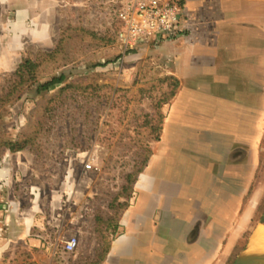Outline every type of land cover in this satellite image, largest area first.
<instances>
[{
	"label": "crops",
	"instance_id": "obj_1",
	"mask_svg": "<svg viewBox=\"0 0 264 264\" xmlns=\"http://www.w3.org/2000/svg\"><path fill=\"white\" fill-rule=\"evenodd\" d=\"M182 1L185 15L195 19L184 34L132 55L152 51L178 87L164 105L160 138L133 184L132 204L111 242L93 248L100 253L94 264H227L259 226L253 223L264 199V186L257 185L263 179L264 0ZM31 8L29 0H0V74L19 67L27 40H50ZM40 172L26 152L0 169V182L20 174L24 183V201L0 192L9 207L0 211V229L24 238L32 253L68 255L50 245L53 235L67 225L72 234L82 232L91 218H72L68 204L61 213L65 193L45 194Z\"/></svg>",
	"mask_w": 264,
	"mask_h": 264
},
{
	"label": "rangeland",
	"instance_id": "obj_2",
	"mask_svg": "<svg viewBox=\"0 0 264 264\" xmlns=\"http://www.w3.org/2000/svg\"><path fill=\"white\" fill-rule=\"evenodd\" d=\"M29 1L35 23L48 26L50 40L24 44L23 59L38 65L34 81L19 85L16 70L0 74V169L26 152L40 168L43 192L55 188L65 193L61 213L68 204L72 218L86 215L91 223L77 234L67 225L53 235L50 245L60 250L70 237H78L75 253L64 256L32 253L24 238H10L0 229V264H94L100 253L93 248L111 242L118 218L132 204L133 183L160 137L163 108L176 88L152 51L137 59L132 56L136 51L124 53L119 47L116 14L123 0ZM193 20L185 15L183 27ZM61 75V86L38 92L39 85ZM10 142L20 143L23 150L11 152ZM262 154L263 179L260 175L257 185L264 186V144ZM88 162L97 170L84 174ZM5 183L0 182L1 193L13 191L18 200L24 196L20 174ZM69 193L76 200L68 201ZM8 210L0 203V211ZM263 215L264 199L253 226ZM247 235L227 264L234 263Z\"/></svg>",
	"mask_w": 264,
	"mask_h": 264
},
{
	"label": "built area",
	"instance_id": "obj_3",
	"mask_svg": "<svg viewBox=\"0 0 264 264\" xmlns=\"http://www.w3.org/2000/svg\"><path fill=\"white\" fill-rule=\"evenodd\" d=\"M183 17L185 6L176 0H123L116 14L121 24L117 43L124 53L137 51L146 44L158 47L184 34ZM84 169L97 170L92 162L86 163ZM78 246V237L72 236L62 250L72 254Z\"/></svg>",
	"mask_w": 264,
	"mask_h": 264
},
{
	"label": "trees",
	"instance_id": "obj_4",
	"mask_svg": "<svg viewBox=\"0 0 264 264\" xmlns=\"http://www.w3.org/2000/svg\"><path fill=\"white\" fill-rule=\"evenodd\" d=\"M181 5H184L183 1H180ZM38 69V65L32 60L25 58L22 60L21 64L15 71V75L19 79V85H27L36 79V72ZM174 80V79H173ZM65 82V77L63 75L59 77H54L50 81L39 85L38 92L49 91L54 86H61ZM174 87L177 89L178 81L174 80ZM63 89V88H62ZM175 96V92L171 93V97ZM160 138V137H159ZM158 138V140H159ZM8 149L11 152H17L23 150V147L20 143H8ZM26 144L24 143V149ZM141 172V171H140ZM135 182V181H134ZM134 184V183H133Z\"/></svg>",
	"mask_w": 264,
	"mask_h": 264
},
{
	"label": "water",
	"instance_id": "obj_5",
	"mask_svg": "<svg viewBox=\"0 0 264 264\" xmlns=\"http://www.w3.org/2000/svg\"><path fill=\"white\" fill-rule=\"evenodd\" d=\"M264 224V215L259 222V226ZM251 241L248 246L237 256L233 264H264V252H251Z\"/></svg>",
	"mask_w": 264,
	"mask_h": 264
},
{
	"label": "bare ground",
	"instance_id": "obj_6",
	"mask_svg": "<svg viewBox=\"0 0 264 264\" xmlns=\"http://www.w3.org/2000/svg\"><path fill=\"white\" fill-rule=\"evenodd\" d=\"M251 252H264V224L258 226L251 239Z\"/></svg>",
	"mask_w": 264,
	"mask_h": 264
}]
</instances>
